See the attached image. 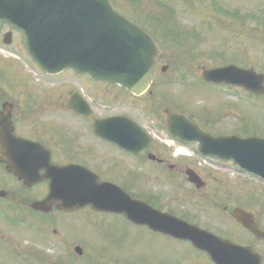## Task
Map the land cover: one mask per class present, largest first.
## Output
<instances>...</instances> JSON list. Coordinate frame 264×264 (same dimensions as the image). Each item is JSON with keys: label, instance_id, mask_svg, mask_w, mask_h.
I'll return each instance as SVG.
<instances>
[{"label": "flooded vegetation", "instance_id": "1", "mask_svg": "<svg viewBox=\"0 0 264 264\" xmlns=\"http://www.w3.org/2000/svg\"><path fill=\"white\" fill-rule=\"evenodd\" d=\"M255 1L259 2V8L258 15L253 16L250 15V0H238L237 9L234 8L236 0L203 2L213 15L221 13L231 21L232 26L228 30L241 27L246 34L242 38L250 41L251 18L258 23L261 32L264 31V0ZM155 28L162 33L160 28ZM6 39L10 40V46L4 44ZM0 47L10 49L17 54L18 60L25 62L26 66L29 64L38 81H55L69 74L100 96L113 88L127 98H136L119 86L94 81L88 76L78 77L72 71L55 77L44 74L30 60L26 62L20 34L5 24L0 26ZM193 52L185 53L186 60L191 58L196 62ZM262 55L264 58V52ZM163 60L161 57L160 64ZM21 62L4 61L1 68L7 69L10 77L4 76L8 89L0 96V130L5 132V159L0 157V264H231L235 262V251L230 245L247 250L241 253L243 256L236 260L237 263L264 264V237L256 236L243 225L248 223L264 234V187L233 186L229 176L219 171L203 170L197 157L169 154L157 139L140 138L137 127L130 122L119 124L118 128L122 130L114 133L120 136L116 141L107 140L95 132V127L102 121L125 117L152 135L150 124L141 122L137 113L123 110L107 114L105 110H97L88 98L91 110H67L62 105L60 108L46 107L51 109L46 110L42 107V86L31 84L27 88L28 80L23 75ZM183 72L184 81L198 77L187 73V70ZM219 87L233 90L229 86ZM45 91L50 93V90ZM76 92L79 91L73 89L69 95ZM146 112V120L151 121L159 120L162 115L161 124H152L161 126L168 135L164 122L166 111L161 114L156 110ZM241 121L243 125L239 128V135L264 138L259 129L252 131L251 123L243 118ZM219 122L211 121L210 125ZM109 126L116 128L117 124ZM106 127L101 129L106 130ZM139 138L145 150L143 156L136 153ZM21 143H25L24 146L20 147ZM177 143L192 150L198 149L197 144L178 140ZM44 160L49 162L44 164ZM54 167L71 168L97 179L101 184L112 185L111 190L130 197L133 210L137 207L133 201L143 203L150 209L146 217L152 227L131 222L122 214L95 212L91 206L73 210L61 201L44 203L53 181L58 184L60 180L53 174ZM190 176L200 180L192 181ZM82 211L102 219L92 224L95 228L99 226L102 232L103 241L98 252L87 239L73 233L74 216ZM167 216L198 227L212 236L172 237L166 233L170 221ZM143 236L147 238L146 247L152 248L148 257L140 255L133 246L135 241L144 239ZM148 238L158 244L154 245ZM197 239L204 242L196 245L194 241ZM126 241L131 243V255L124 259L115 258L109 250L112 247L115 252L122 250Z\"/></svg>", "mask_w": 264, "mask_h": 264}, {"label": "water", "instance_id": "2", "mask_svg": "<svg viewBox=\"0 0 264 264\" xmlns=\"http://www.w3.org/2000/svg\"><path fill=\"white\" fill-rule=\"evenodd\" d=\"M2 23L22 34L28 54L48 74L73 69L78 75L88 74L94 80L119 84L141 95L148 90L158 64L159 48L153 38L116 12L108 0H0V25ZM202 78L264 95V76L253 70L235 66L204 70ZM68 108L86 110L89 105L76 95L68 102ZM116 121L121 120L111 119L106 123ZM166 122L175 137L197 142L204 155L233 161L264 180L263 139L212 136L184 117L171 113L167 114ZM4 136L5 132L0 130L2 159H5ZM53 172L56 178L64 179V184L53 181L44 203L62 201L73 209L91 205L96 211L124 213L134 221L143 219L142 213L132 215L130 209L120 207L124 199L113 194L115 192L107 185L99 184L97 179L71 169H54ZM172 225L182 227L179 221ZM245 226L254 231L251 226ZM171 233L180 236L182 230Z\"/></svg>", "mask_w": 264, "mask_h": 264}, {"label": "rangeland", "instance_id": "3", "mask_svg": "<svg viewBox=\"0 0 264 264\" xmlns=\"http://www.w3.org/2000/svg\"><path fill=\"white\" fill-rule=\"evenodd\" d=\"M110 1L119 13L151 31L158 40L164 60L152 80V95L146 93L136 99H130L121 91L110 88L100 96V94L86 88L84 82L74 80L69 74H65L55 81H38V76L33 73L34 71L30 69L29 64L26 66L25 62L22 63L18 60L17 54L10 49L0 47V96L4 95L8 89L4 76L10 77L7 69H1L2 64L4 61L15 60L21 62L24 67L22 72L23 75L27 76V88H30L31 84L36 87L37 85L42 86V107L60 108L64 104V100L69 98V92L73 89L78 90L93 103L97 110H105L107 114L112 111L123 110H127L132 114L137 113L141 122L150 124V133L169 154H173V149H175L171 137L169 134L167 135L161 126L152 124H161L162 115L159 120H146L148 118L146 110H156L161 114L167 109H172L180 113L183 112L187 117L196 115L199 116L195 118L196 122L207 127L205 118L215 122L220 120L221 122L218 124L209 125L211 131L230 134L243 125L240 122L243 118L248 124L251 123V127L258 126L259 131L264 134V97L257 99L244 94L241 90H225L196 80L202 68L221 67L226 63L245 68L254 67L258 72H264V58L262 55L264 52V31L261 32L256 21L251 18L249 28L252 38L249 41L242 38L246 34L241 27L240 29L228 30L232 26L231 21L224 18L221 13L213 15L211 10L207 9L206 2L203 1L210 0ZM237 4L238 0H236L235 9L238 7ZM258 4L259 2L250 0V15H258ZM158 18L164 19L163 22H159ZM147 19L148 21L145 22ZM239 22L241 21L239 20ZM160 26L162 33H158L155 28ZM258 30L260 33L257 32ZM182 32L186 34L182 36ZM254 32H256L255 36H253ZM164 33L168 34L166 37L171 36L172 38L166 40L163 36ZM190 50H194L193 54L197 57L194 59L196 62H193L191 58L186 60L185 53ZM25 59L27 62L29 57L26 55ZM163 66H169L165 74L161 72ZM184 70L198 77L184 81L185 79H182ZM45 90H50V93ZM28 102L29 100H27ZM46 110L51 109L46 108ZM66 120L71 119L66 118ZM207 168L208 166L202 169L207 170ZM212 170L229 176L233 186L264 187L261 182H258L252 176L239 174L233 166H230L229 170L216 168H212ZM74 218L76 224L73 233L87 239L91 243V247L97 252L101 250L99 249L103 241L101 229L99 226H96L97 228L93 227L92 224H97L102 219L99 216L90 214L88 211H82ZM140 239L135 241L133 246L140 255L148 257V251L152 248L151 246L146 247V237ZM148 240L154 242V245L158 244L155 240L150 238ZM163 242L172 245L170 242ZM109 252L115 258L124 259L131 255V243L126 241L122 250L115 252L112 247Z\"/></svg>", "mask_w": 264, "mask_h": 264}]
</instances>
